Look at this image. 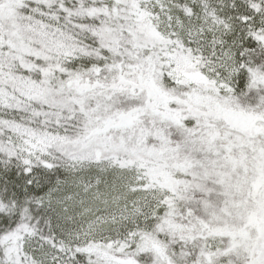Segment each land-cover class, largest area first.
Segmentation results:
<instances>
[{
	"label": "snow or ice",
	"instance_id": "obj_1",
	"mask_svg": "<svg viewBox=\"0 0 264 264\" xmlns=\"http://www.w3.org/2000/svg\"><path fill=\"white\" fill-rule=\"evenodd\" d=\"M0 264H264V0H0Z\"/></svg>",
	"mask_w": 264,
	"mask_h": 264
}]
</instances>
